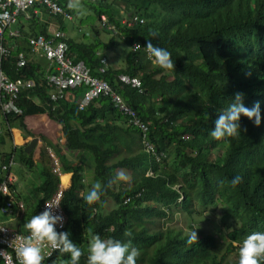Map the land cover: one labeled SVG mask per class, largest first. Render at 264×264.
<instances>
[{
  "label": "trees",
  "instance_id": "obj_1",
  "mask_svg": "<svg viewBox=\"0 0 264 264\" xmlns=\"http://www.w3.org/2000/svg\"><path fill=\"white\" fill-rule=\"evenodd\" d=\"M56 1L64 6L67 0ZM95 2L96 16L105 14L108 23L117 29L111 35L119 36L129 48L133 42L146 46L147 39H153L151 33L155 32L153 44L171 53L175 69L169 70L170 79L164 70L149 63L141 48L130 49L124 67L107 66L99 72L96 45L62 37L73 61L81 60L148 122L147 137L158 161L141 149L137 130L126 124L107 97L98 96L80 110L76 104L84 90L80 86L65 90L62 98L52 102L46 93V71L41 61L30 60L17 69L5 65L3 69L9 78L24 76L34 80V86L19 95L17 105L21 112L15 119L17 127L27 131L23 117L45 113L60 125L65 148L73 153H85L89 158V172L82 186V165L68 159L47 139L42 138L44 145L39 146L36 163L31 161L30 154L18 149L21 165L25 169L37 168L40 177L34 188L38 196L26 205L25 212H21V204L17 203L19 195L12 192V208L22 213L23 230L24 223L36 215L41 202L58 183L67 185L69 180L61 196L65 224L60 231L70 234L69 239L81 248L86 259L88 238L99 234L102 238L125 242L130 239L140 253L137 264H238V245L253 232H264V0ZM68 12L71 13L69 8ZM134 17L142 18L143 22L131 27L120 25V19ZM51 19L61 23L59 16ZM24 22L26 27L23 22L19 26L23 35L20 41L37 32L47 33L46 23L37 17ZM102 31L109 32L105 28ZM92 33L97 35V30L93 28ZM114 43L112 37L107 42L110 46ZM19 49L26 47L21 44ZM119 74L137 78L140 91L119 81ZM237 91L245 93L246 107L259 102L261 124L257 127L242 116L240 134L220 140L223 153L218 157L208 146L210 133L218 113L233 102ZM12 134L11 131L10 137ZM46 145L57 159L59 179L52 170ZM4 162L3 156L0 165ZM117 169L129 172L127 186L121 183L118 188L113 187ZM148 170L150 174L146 173ZM83 172L85 175L84 169ZM237 175L242 177V182L232 187L230 181ZM98 179L104 191L98 202L88 205L81 197ZM107 198L115 206L103 212ZM124 198L128 200L123 202ZM216 199L226 202L228 216L239 222L237 228H232L233 223L224 224L225 228H231L226 234L219 230L217 235L204 234L189 243L188 235L180 230L158 227L159 220L172 208L191 214L194 200L206 205ZM4 200L0 195V205ZM12 226L23 231L20 223ZM125 231H130L131 237L124 236ZM223 237L227 241L220 246L218 240L222 241ZM232 242L237 245L234 247ZM233 249L231 260L223 262L225 254ZM43 264H70V256L55 251Z\"/></svg>",
  "mask_w": 264,
  "mask_h": 264
},
{
  "label": "built area",
  "instance_id": "obj_2",
  "mask_svg": "<svg viewBox=\"0 0 264 264\" xmlns=\"http://www.w3.org/2000/svg\"><path fill=\"white\" fill-rule=\"evenodd\" d=\"M68 3L69 0L62 6L56 0H0V117L9 118L19 115L21 112L17 105L19 95L34 86V80L30 77L9 78L3 67L13 65V68L17 69L25 66L30 60L41 61L42 67L46 71L44 74L46 93L52 102L62 98L65 90L80 86H84V90L76 101L77 108L80 110L84 109L90 100L98 96L107 97L117 113L126 119L125 122L137 130L141 149L158 160L153 144L147 137L148 122L143 121L104 79L92 74L81 60L73 61L68 56L66 42L62 39V31L54 25L55 22L50 21L53 16H59L61 20H71L72 15L68 12ZM41 13H44L47 19H42ZM19 15L25 20L37 17L39 21L46 23L47 33L37 32L34 35L25 36V40L20 41L23 35L17 26ZM97 20L101 28L107 29L113 35L117 33L116 27L108 23L105 14H99ZM119 22L120 25L131 27L136 23L143 22V19L122 18ZM21 44L26 47V50H18ZM136 44L138 43L133 42L130 45L132 51L137 50L134 48ZM144 47L139 48L149 63L154 65L148 58ZM99 61L101 65L98 71L103 72L107 69L106 58L100 56ZM117 78L122 83L139 90L140 82L137 78L128 77L125 74H119ZM48 152L52 170L59 178L61 170L57 159L49 148ZM10 164L11 161L7 165H0L2 173L0 195L5 197L4 202L0 205V213L7 216L6 220H0V264H19L16 247L28 235L26 230L20 231L17 227L7 224L8 221L20 219L19 211L12 208L13 188L8 187L9 182L12 181V177L7 171ZM64 188L65 185L59 182L52 193L41 202L36 215L45 210L46 203L52 206L58 205L54 209V214L62 215L65 224V214L60 203ZM127 200L128 198H124L123 202ZM61 229L57 225V231L59 232ZM54 252L47 246L42 249L44 259L50 257Z\"/></svg>",
  "mask_w": 264,
  "mask_h": 264
},
{
  "label": "clouds",
  "instance_id": "obj_3",
  "mask_svg": "<svg viewBox=\"0 0 264 264\" xmlns=\"http://www.w3.org/2000/svg\"><path fill=\"white\" fill-rule=\"evenodd\" d=\"M69 9L79 10L80 0H69ZM17 26L26 21L20 15L17 19ZM153 39L156 33H151ZM153 39H147L144 47L151 62L162 70H173L175 64L172 61L171 53L165 48L153 44ZM136 44L134 48H139ZM98 56H102L96 52ZM106 58V57H105ZM246 75H251L247 73ZM135 78V77H134ZM245 93L237 91L233 94V102L218 113L215 120V128L210 135L213 139L220 141L225 138H235L241 131V117H246L259 127L261 124L260 104L256 102L251 108L243 103ZM59 179V178H58ZM129 176L124 170L116 173L112 183L117 181H128ZM242 182V177L237 175L230 181L232 187H236ZM111 187V183L108 185ZM66 188V186H65ZM104 191L101 183H95L84 195L83 199L88 205L98 202ZM52 206L46 203L45 210L40 214L33 215L30 220L24 223V228L28 235L16 247V256L19 264H43L44 256L42 249L47 246L60 254L70 256V264H80V259L84 254L75 243L69 239V233L57 231V225L63 228L64 218L62 215L54 214ZM130 231H125L124 236L131 237ZM198 240L197 231L189 236V243ZM238 264H261L264 261V232H253L248 235L241 244L238 245ZM139 250L132 246L129 239L127 242L114 239L102 238L99 234L94 235L88 246L86 264H137Z\"/></svg>",
  "mask_w": 264,
  "mask_h": 264
},
{
  "label": "rangeland",
  "instance_id": "obj_4",
  "mask_svg": "<svg viewBox=\"0 0 264 264\" xmlns=\"http://www.w3.org/2000/svg\"><path fill=\"white\" fill-rule=\"evenodd\" d=\"M97 7L98 6L95 1L80 0L79 10L70 9L72 15L71 20H61V23L58 24L54 21L55 19H50V21L55 22L54 25L57 24L56 27H58L59 30L62 31V34L65 37L71 38L75 41L92 43L96 45L99 54L102 55V57H106V65L108 67H111L113 69L122 68L126 65V56L130 53V48L122 40H120L119 36L113 37L111 33L102 31L103 28L99 26L97 16L95 14V9ZM41 18L47 19L44 13H41ZM54 25L53 28H55ZM93 28L97 30V35L92 33ZM111 37L115 43L110 46L107 44V42L110 40ZM163 73L167 79L171 78L169 70H164ZM116 122L118 123V121ZM12 133L13 134L10 137V139H11V143L14 145L22 144L28 139L27 136L21 135L17 129H13ZM0 138H2V136H0ZM60 138H61L60 134L55 135L54 137L55 142L62 144L60 142ZM3 139L4 142L0 141L3 142L0 143V151L4 154L11 153L9 141L6 139L5 136H3ZM208 142H209L208 146L210 147L211 152H213L216 156L221 157L223 153V146L220 143V141H217L212 137H210ZM48 148L51 151V148L49 146L48 147L45 146V149L47 151ZM80 153H84V152H80ZM71 154L74 157V159L79 164L82 165L85 171L84 179L86 181L87 173L89 172L88 170L89 165L87 162L89 159L88 155L85 153L78 154L77 152L74 153L72 152ZM15 157H17V154H15ZM160 157H162V154ZM14 165L12 166V171L17 172V170H15L16 167ZM119 170H124V169H117L115 173H117ZM124 171L129 176V172L127 170ZM146 173L150 174L151 172L148 170L146 171ZM39 178L40 177L37 176V168H33L31 169L30 176L26 178L27 179L26 182L18 187V195L20 197L18 196L19 200L18 199L16 200L18 204H21L20 207L22 209V212L26 211L27 204L32 202L33 199L35 201V199L37 198L38 195L37 192H35L34 188L37 185ZM121 183H124V185L127 186L129 180L117 181L115 183H112V185L114 188H118L119 187L118 185ZM81 189L80 192L78 193L80 197H81ZM114 206L115 205L113 204V201L110 198H107L103 204V212L113 208ZM228 207H229L228 204L224 201H221L220 199H216L212 203L206 205H199L194 200L192 202L193 213L188 214L177 208H172V211H168L166 215L159 220L158 227L161 229L168 228L170 230H173L174 232L180 230L181 234L188 235V238L190 234L194 231H197V237L204 234L217 235L219 230H222L223 234H226V232L229 231L231 228L229 229L225 228L224 224L233 223L232 228H237L239 225V222L237 221L234 222L233 219L228 216V210H229ZM0 219L6 220V218H2L1 216ZM16 222L22 224L21 218L20 220H12L10 225L12 226ZM91 238L92 237L88 238L87 250ZM225 241H227V238L223 237L222 241L221 239L218 240V243H220V246H222ZM232 245L235 247L237 244L236 242H232ZM234 250L235 249H233L232 251H228L225 254L223 262L231 260ZM85 256L86 255H82L80 259L81 261L80 264H85V262L87 261Z\"/></svg>",
  "mask_w": 264,
  "mask_h": 264
},
{
  "label": "crops",
  "instance_id": "obj_5",
  "mask_svg": "<svg viewBox=\"0 0 264 264\" xmlns=\"http://www.w3.org/2000/svg\"><path fill=\"white\" fill-rule=\"evenodd\" d=\"M21 22H23V21L21 20ZM23 26L26 27V23H23ZM96 52H99V51L97 50ZM17 116H12L9 118L0 117V136H2V138H0V141L4 142L3 136H5L6 139L10 143V151H11V153H8V154H4L0 151V158L3 159V156L6 157V162L1 163V165H7L8 162L11 161V164L7 168V171L10 174V176L12 177V188L14 189V192L16 194H18V187L21 184L26 182V180H27L26 178H28L30 176V173H31V168L25 169L21 165V163L19 162L20 158L19 159L17 158L19 155V153H18L19 148H22V150L25 154H30L31 161L33 163H36L39 161V156H38L39 146L44 145L42 138H45L50 142V145L58 146L60 148L61 152L68 159L79 164L74 159V157L72 156V154H71L72 151H68L65 148V138H64L63 133L61 132L60 125L51 121L45 113H37V114H31V115L24 116L23 117V123L25 124L27 131H23L19 127H17V125L15 124V121H16L15 119ZM13 129H17L21 135L27 136L28 139L24 143L19 144V145L18 144H15V145L12 144L11 139H10V132ZM57 134H60V136L63 138L62 144L55 142L54 137ZM33 137H36V139H37L36 143L34 144L33 148L27 153L24 151V147L29 143L30 139ZM3 142H0V143H3ZM78 151H80V150H78ZM15 154H17V157H15ZM14 163H15V165H14ZM13 165L16 167L15 170H17V172L12 171ZM33 168L34 167L32 166V169ZM0 172H1V170H0ZM67 173L69 174V179H70V173L69 172H67ZM37 176H38V174H37ZM98 181H99V179H98ZM99 183H100V181H99ZM68 184H69V180H68L67 185H65V186L67 187ZM83 184H84V172H83V167H82V186H83ZM33 201H34V199L32 200V203H33ZM20 225L22 226V227H20L21 230H23V224H20Z\"/></svg>",
  "mask_w": 264,
  "mask_h": 264
},
{
  "label": "water",
  "instance_id": "obj_6",
  "mask_svg": "<svg viewBox=\"0 0 264 264\" xmlns=\"http://www.w3.org/2000/svg\"><path fill=\"white\" fill-rule=\"evenodd\" d=\"M36 140V137L31 138L29 143L24 147V151L28 153L33 148Z\"/></svg>",
  "mask_w": 264,
  "mask_h": 264
},
{
  "label": "bare ground",
  "instance_id": "obj_7",
  "mask_svg": "<svg viewBox=\"0 0 264 264\" xmlns=\"http://www.w3.org/2000/svg\"><path fill=\"white\" fill-rule=\"evenodd\" d=\"M60 142L63 143V138H62V137L60 138ZM9 175H10V174H9ZM1 176H2V173H1ZM8 187H9V188H12V181L9 182ZM13 192H14V189H13ZM19 208H20V207H19ZM13 209H14V208H13ZM18 211H19V209H18ZM0 216H1L2 218H7V216H4L3 213H0ZM0 220H1V219H0ZM8 222H11V221H8ZM8 222H7V224H8Z\"/></svg>",
  "mask_w": 264,
  "mask_h": 264
}]
</instances>
